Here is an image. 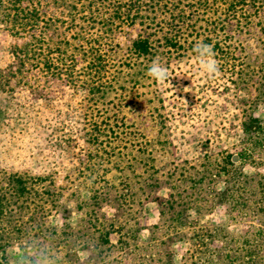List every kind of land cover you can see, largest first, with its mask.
<instances>
[{"label": "trees", "instance_id": "obj_1", "mask_svg": "<svg viewBox=\"0 0 264 264\" xmlns=\"http://www.w3.org/2000/svg\"><path fill=\"white\" fill-rule=\"evenodd\" d=\"M0 35L11 58L0 70V94L26 90L32 102L59 90L81 95L88 159L77 182L92 184L80 199L77 190L64 197L52 175L4 176L0 264H173L176 243L185 245L179 264H264V0H0ZM197 42L212 48L239 137L220 150L206 140L190 161L159 166L156 146L132 138L125 155H139L141 172L124 167L139 188L117 161L116 182L106 179L121 150L101 139L119 138L128 80L154 60L167 66L196 56ZM67 133L56 150H70ZM155 144L167 152L168 143ZM162 188L165 197L157 194ZM142 201L157 206L143 242L130 224ZM218 211L222 225L204 220Z\"/></svg>", "mask_w": 264, "mask_h": 264}, {"label": "rangeland", "instance_id": "obj_2", "mask_svg": "<svg viewBox=\"0 0 264 264\" xmlns=\"http://www.w3.org/2000/svg\"><path fill=\"white\" fill-rule=\"evenodd\" d=\"M10 60L8 40L0 35V70ZM163 66L168 70V79L163 83L152 79L148 71H144L141 77H132V82L129 79V83L125 85L120 104V117H124V127L115 129L118 140L101 139L113 145L119 144L121 150L119 155L108 161L106 167L111 171L106 179L118 176V171L114 170L116 161L120 167L130 162L135 174L141 172L137 163L139 155L136 152L125 155L124 148L134 145L129 143L132 138L143 137L150 145L156 146L158 153L155 164L159 166L164 161H190L198 155V147L206 140L210 141L212 148L220 150L230 147L239 137L233 100L221 91L223 80L218 74H202L196 56L173 60ZM112 102L116 103L115 100ZM81 103L79 93L67 90L57 91L48 101L36 102L30 100L26 90L0 94V180L9 174H18L26 179L52 175L55 184L65 188L64 197L77 190L80 199H86V190L89 188L87 186L92 184L77 182V169L86 165L85 161L88 159L86 152L82 153L84 148L81 147L83 132L87 128L84 124L88 122V118L84 119L80 115L85 111ZM255 115H259V112ZM68 130L73 132L70 150H56L53 147L55 141L65 138ZM122 138L125 140L122 141ZM155 142L168 143L167 146L164 145L167 152H160ZM79 159L85 163L79 164ZM123 172L129 174V182L133 187L135 179L130 171L125 168ZM67 177L68 181L65 183L63 178ZM112 180L116 182V179ZM135 186L139 188V185ZM134 191L136 204L137 200H142V195L136 189ZM157 194L165 197L167 190L162 188ZM141 203L142 212L130 224L139 229L138 238L143 242L147 235L146 229L157 222V206L152 202ZM137 208L134 206L132 210L136 211ZM102 211L109 217L107 209ZM21 218L22 225L25 217ZM204 220L208 224L222 225V211ZM24 226L26 224H23V230ZM229 230L237 233L240 229L230 226ZM172 248L177 255L173 264H179L178 257L184 252L185 245L176 243Z\"/></svg>", "mask_w": 264, "mask_h": 264}, {"label": "clouds", "instance_id": "obj_3", "mask_svg": "<svg viewBox=\"0 0 264 264\" xmlns=\"http://www.w3.org/2000/svg\"><path fill=\"white\" fill-rule=\"evenodd\" d=\"M193 50L197 54L196 59L198 61L199 71L208 76L216 75L219 71V67L216 60L213 58L211 46L203 44L202 42H197ZM148 75L152 79L163 83L168 79V70L160 61L154 60L148 69Z\"/></svg>", "mask_w": 264, "mask_h": 264}]
</instances>
